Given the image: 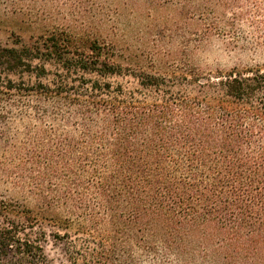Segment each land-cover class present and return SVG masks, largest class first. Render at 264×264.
<instances>
[{
    "label": "trees",
    "instance_id": "16d2710c",
    "mask_svg": "<svg viewBox=\"0 0 264 264\" xmlns=\"http://www.w3.org/2000/svg\"><path fill=\"white\" fill-rule=\"evenodd\" d=\"M91 1L107 25L127 0ZM168 1L197 28L154 73L99 31L0 41V127L25 126L32 169L31 201L0 196V264H51L49 238L68 264H264V71L191 56L264 53V0Z\"/></svg>",
    "mask_w": 264,
    "mask_h": 264
},
{
    "label": "rangeland",
    "instance_id": "374dc122",
    "mask_svg": "<svg viewBox=\"0 0 264 264\" xmlns=\"http://www.w3.org/2000/svg\"><path fill=\"white\" fill-rule=\"evenodd\" d=\"M48 1L27 14L0 3V41L5 43L17 36L26 40L56 24L99 31L110 35L108 39L117 42L125 56H134L132 63H140L154 73L169 58L185 55L182 45L190 38L188 31L197 28L196 16L192 20L178 17L168 0H127L126 6L116 11L117 23L112 20L107 25L101 24L105 5H93L91 0ZM191 56L205 73L233 67H259L264 71V53L233 48L221 35L200 44ZM29 152L31 145L23 124L8 123L0 127V196L31 201ZM44 253L51 264H68L62 243L49 238Z\"/></svg>",
    "mask_w": 264,
    "mask_h": 264
}]
</instances>
